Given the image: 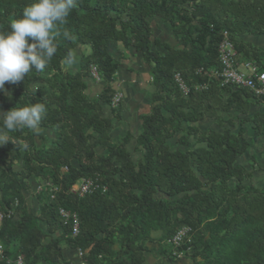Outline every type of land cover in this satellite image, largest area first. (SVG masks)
Segmentation results:
<instances>
[{
  "label": "trees",
  "instance_id": "obj_1",
  "mask_svg": "<svg viewBox=\"0 0 264 264\" xmlns=\"http://www.w3.org/2000/svg\"><path fill=\"white\" fill-rule=\"evenodd\" d=\"M29 3L0 0V31H10V21ZM154 17L168 25L174 45L153 36ZM65 29L72 38H58L45 72L6 82L10 99L0 92L2 112L43 102L48 111L39 129L52 132L41 143L39 131L9 132L12 143L0 146V211L13 213L0 223V264H17L18 257L21 264H72L64 250H80L83 264H144L147 253L175 264L179 252L189 264H264V184L251 182L259 166L255 155L250 168L239 161L250 146L245 124L254 138L264 137V97L196 73L218 68L224 31L236 61L264 72V48L236 39L264 35V0H78ZM114 44L133 49L149 68V112L140 116L135 137L110 136L122 110L120 103L109 106L120 65L108 52ZM77 46L88 47L87 53L76 70L64 71L65 56ZM91 64L102 78L95 96L87 91ZM175 72L189 87L186 95L173 81ZM205 119L219 130L196 126ZM259 155L264 158V143ZM83 177L105 190L70 193ZM32 180L59 190L51 198L43 185L32 208L24 195ZM59 207L76 213L75 236L62 224ZM183 227L187 237L169 245Z\"/></svg>",
  "mask_w": 264,
  "mask_h": 264
},
{
  "label": "clouds",
  "instance_id": "obj_2",
  "mask_svg": "<svg viewBox=\"0 0 264 264\" xmlns=\"http://www.w3.org/2000/svg\"><path fill=\"white\" fill-rule=\"evenodd\" d=\"M77 7L78 0H31L21 15L10 21V31H0V92L10 99L11 93L5 89L6 82L17 84L33 70L39 73L46 71L58 50V38H72L68 30L61 31V26L67 23ZM63 63L70 68L77 63L76 55L69 52ZM47 111L42 102L0 112V146L12 143L9 132L24 128L39 131ZM28 147L25 142L23 148L26 150Z\"/></svg>",
  "mask_w": 264,
  "mask_h": 264
},
{
  "label": "built area",
  "instance_id": "obj_3",
  "mask_svg": "<svg viewBox=\"0 0 264 264\" xmlns=\"http://www.w3.org/2000/svg\"><path fill=\"white\" fill-rule=\"evenodd\" d=\"M197 1V0H196ZM218 68L212 69L210 71L202 72V69H197L196 73H204L207 77H212L216 79L220 86L229 87V88H246L256 97H264V72L260 71L257 66L249 62H240L236 61V52L233 47V43L230 39V35L227 31L222 33V39L218 44ZM89 77L96 83L102 81L101 75L96 67V65L91 64L89 66ZM173 81L179 91L186 95L189 92V87L185 82V79L180 74V72H175L173 75ZM205 85H196V90L204 89ZM122 95L119 91H114L110 97L109 106L115 108L121 102ZM45 185L48 187L50 197L53 198L55 193L59 188L53 185L50 182H45V184H39L36 187V191L41 190V187ZM102 189L105 190L104 185H100L96 180L90 177H83L79 179L78 182L71 185L68 191L72 194L79 196L90 194L95 190ZM12 211H8L4 214L0 211V223L4 216L12 215ZM58 215L62 224H69L70 233L72 236H75L78 232V219L75 212L67 210L63 207H59ZM189 228L183 227L175 232V234L168 240L174 247L178 246L183 240L187 237ZM77 264H83L80 260L81 251L76 250L74 252ZM178 257L181 256V253H175ZM0 257H2V247L0 245ZM9 261V260H8ZM17 264H21V260L18 257L16 259Z\"/></svg>",
  "mask_w": 264,
  "mask_h": 264
},
{
  "label": "crops",
  "instance_id": "obj_4",
  "mask_svg": "<svg viewBox=\"0 0 264 264\" xmlns=\"http://www.w3.org/2000/svg\"><path fill=\"white\" fill-rule=\"evenodd\" d=\"M152 29L154 34H160L162 30H167L169 32V27L166 25V23L160 20L153 24ZM156 38L161 40L158 35ZM236 39L244 43H249L252 46H256L258 48H264V35L243 34L238 36ZM74 49L77 50L76 52L79 57L82 54H86L88 51V47L86 46H77ZM108 52L120 63L111 85L114 91H119L122 95L120 102L122 106L121 119L114 121V126L110 132V136L112 139H117L123 136L126 132H130L135 137L141 131L140 116L149 112V103L153 92L149 68L147 64L142 61L140 55L131 48L124 50L120 44H114L108 48ZM159 53L161 52L159 51ZM78 59L79 58H77V63L70 68H66L63 64V70H76ZM87 84V91L93 96H95L102 87L101 82L96 83L92 79L88 80ZM259 107L260 106H257L255 110H257ZM262 107L264 109V106ZM0 112H2L1 107ZM109 113V110L106 109V115H109ZM39 133L42 140L38 139L37 143H41L42 141L47 142L52 137V132L50 129H39ZM129 146H132L133 149L134 140H132ZM155 257L156 256L154 254L147 253L145 255L144 264H146L148 259H154Z\"/></svg>",
  "mask_w": 264,
  "mask_h": 264
},
{
  "label": "rangeland",
  "instance_id": "obj_5",
  "mask_svg": "<svg viewBox=\"0 0 264 264\" xmlns=\"http://www.w3.org/2000/svg\"><path fill=\"white\" fill-rule=\"evenodd\" d=\"M158 21H159V19L157 17L149 19V23L151 25V28L153 27V24L155 22H158ZM152 32H153L154 37L155 36L157 37V35H158L162 41H167L171 45L175 44L174 40L172 39L170 33L167 30H162L160 32V34H157V33L154 34L153 29H152ZM158 50L160 52H163V50L161 48H158ZM76 51L77 50L73 49V51H71V52H73L76 55V57L79 58ZM7 85H9V83ZM255 108H257V106L253 107V110H255ZM220 115L222 116L221 118H223V119H228V117L230 116L229 114H225V113H221ZM232 115H234V114H232ZM196 126L202 130L207 129V128L219 130L217 128V126L213 123V121H211L209 119H205L201 122H198L196 124ZM244 127L246 129V136L249 140L250 146H249V149L247 150V152L245 153V155L243 156V158L240 159L239 161L241 163L245 164V166L247 168H250V156L251 155L256 156V160H257L259 166L256 167L254 172H253V177H252L251 182L253 185L260 187L264 184V171H263V169H264V158H262L259 155L260 150H261V146L264 143V137L254 138L252 136V132L250 130L249 125L245 124ZM129 150H132V146H129ZM97 151L101 152V149L98 147ZM37 186H38V182H36V180H32L31 181V188L24 193V195L28 201L29 206L32 208H36L34 193H36V187ZM64 255L66 256V259L71 261L72 264H75L76 258H75V254L72 251L64 250ZM180 257H181V258H179L180 260L177 261V263H175V264H189V260L187 257L186 258H184L182 256H180ZM146 264H167V263H165L160 257L156 256L154 259H151V258L148 259Z\"/></svg>",
  "mask_w": 264,
  "mask_h": 264
}]
</instances>
